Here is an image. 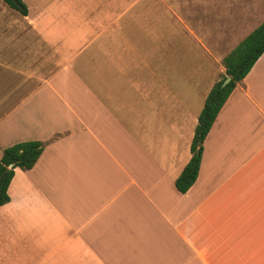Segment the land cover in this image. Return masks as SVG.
Masks as SVG:
<instances>
[{
	"label": "crops",
	"instance_id": "1",
	"mask_svg": "<svg viewBox=\"0 0 264 264\" xmlns=\"http://www.w3.org/2000/svg\"><path fill=\"white\" fill-rule=\"evenodd\" d=\"M22 1L0 0V156L43 150L0 205V264H264V51L175 186L264 0Z\"/></svg>",
	"mask_w": 264,
	"mask_h": 264
},
{
	"label": "trees",
	"instance_id": "2",
	"mask_svg": "<svg viewBox=\"0 0 264 264\" xmlns=\"http://www.w3.org/2000/svg\"><path fill=\"white\" fill-rule=\"evenodd\" d=\"M2 1L22 15L27 13V7L22 0ZM263 51L264 20L223 59L225 72L213 84L205 98L203 108L197 117V124L190 143L191 157L175 179V186L180 192H186L197 178L203 151V141L221 106L236 83L243 79ZM226 76H230L231 79L222 86ZM42 150L43 143L37 140L16 142L2 150L0 156V205L9 201L7 189L14 175V168L31 169ZM10 163H13V167L8 168Z\"/></svg>",
	"mask_w": 264,
	"mask_h": 264
},
{
	"label": "water",
	"instance_id": "3",
	"mask_svg": "<svg viewBox=\"0 0 264 264\" xmlns=\"http://www.w3.org/2000/svg\"><path fill=\"white\" fill-rule=\"evenodd\" d=\"M230 79H231V77L230 76H226V78L223 80V82H222V86H224L225 84H227L229 81H230ZM11 167H13V163H10L9 165H8V168H11Z\"/></svg>",
	"mask_w": 264,
	"mask_h": 264
},
{
	"label": "rangeland",
	"instance_id": "4",
	"mask_svg": "<svg viewBox=\"0 0 264 264\" xmlns=\"http://www.w3.org/2000/svg\"><path fill=\"white\" fill-rule=\"evenodd\" d=\"M237 42H239V41H237ZM240 42H241V41H240ZM240 42H239V43H240ZM239 43H237V45H238ZM237 45H236V46H237ZM236 46H235V47H236ZM232 47H233V46H232ZM232 47H230V48H232ZM230 48H229V49H230ZM233 49H234V48H233ZM209 65H210V60L207 58V67H209Z\"/></svg>",
	"mask_w": 264,
	"mask_h": 264
}]
</instances>
